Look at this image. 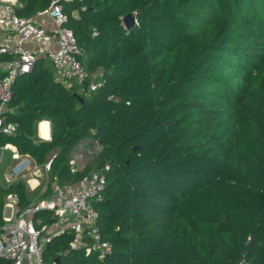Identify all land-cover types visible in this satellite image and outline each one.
Wrapping results in <instances>:
<instances>
[{
	"label": "trees",
	"instance_id": "1",
	"mask_svg": "<svg viewBox=\"0 0 264 264\" xmlns=\"http://www.w3.org/2000/svg\"><path fill=\"white\" fill-rule=\"evenodd\" d=\"M20 1L25 17L51 3ZM63 8L90 78L63 82L39 56L13 84L7 120L18 130L0 133V147L51 160L62 184L103 171L94 207L112 253L71 249L75 233L66 230L45 244V263L264 264V0H74ZM130 12L137 23L126 28ZM44 119L46 140L37 136ZM88 137L96 154L72 172L70 154ZM12 192L22 206L31 201L23 180L1 188L0 226Z\"/></svg>",
	"mask_w": 264,
	"mask_h": 264
},
{
	"label": "built area",
	"instance_id": "2",
	"mask_svg": "<svg viewBox=\"0 0 264 264\" xmlns=\"http://www.w3.org/2000/svg\"><path fill=\"white\" fill-rule=\"evenodd\" d=\"M71 1L74 0H51L49 7L41 12L55 22L56 29L52 31L33 17L18 14L23 7L19 0H0V53L13 55L9 60L0 61V133H17L18 124L7 120L13 84L20 76L32 72L39 56H46L52 61L58 79L63 82L75 80L84 86L90 78L87 65L77 57L79 47L74 31L66 26L69 16L63 6ZM102 84L101 80L92 82L89 90ZM98 147L94 138L82 139L70 154L71 171L83 168L95 156ZM8 148L13 149L12 158L16 163L6 180L12 183L17 175L25 173L14 183L29 177L27 181L33 189L41 184L38 177L41 174L45 181L43 192L50 184L51 193L31 200L26 206L21 205L17 193L6 195L4 222L0 226V258L11 264H46L42 254L45 244L66 230L75 233L71 249L83 248L86 255L97 252L100 259L111 254L112 245L102 240L98 231L94 207V202L101 200L106 188V174L101 170H92L76 183L62 184L56 177L52 178L51 160L38 163L30 154H20L16 146L10 144L2 146L1 150ZM30 178L37 180L34 187ZM3 187L0 181V189ZM90 199L93 201L90 202ZM43 211H51L54 219L44 222L37 216Z\"/></svg>",
	"mask_w": 264,
	"mask_h": 264
},
{
	"label": "rangeland",
	"instance_id": "3",
	"mask_svg": "<svg viewBox=\"0 0 264 264\" xmlns=\"http://www.w3.org/2000/svg\"><path fill=\"white\" fill-rule=\"evenodd\" d=\"M8 156H10V158H8ZM15 163H16V160L14 158H12L11 152H9V150L0 151V181L3 182L5 187H8L12 183L16 182L18 179H22L23 175L25 174V173H22L20 175H17L16 178H14L12 180L13 181L12 183L10 181L6 180L8 177H10L11 168ZM38 177L41 181V184L38 185L37 187L33 188V191H32L30 183H28V181H27V180H29V177L23 179L28 184V191L30 192V198L31 199H37V198L41 197L42 192H43V188L45 187V183H44L45 181L42 178L41 174H38ZM30 180H33V179L30 178ZM34 185H36V184H34ZM89 201L92 202L93 199H90Z\"/></svg>",
	"mask_w": 264,
	"mask_h": 264
},
{
	"label": "crops",
	"instance_id": "4",
	"mask_svg": "<svg viewBox=\"0 0 264 264\" xmlns=\"http://www.w3.org/2000/svg\"><path fill=\"white\" fill-rule=\"evenodd\" d=\"M20 1V0H19ZM21 2V1H20ZM23 4V3H22ZM74 15L75 16H78V13L77 12H74ZM33 19L35 20V21H37L38 23H41V24H43L47 29H49V30H52V31H54L55 29H56V25H55V22L53 21V19L52 18H50V17H48L47 15H45V14H43V13H38L37 15H35L34 17H33ZM29 45H33L32 44V42H30L29 43ZM43 121H45V122H47L48 123V126H49V136H44L43 134H42V132H43V130H42V122ZM37 136H38V138L39 139H44V140H46V139H50L51 138V131H52V124H51V121L50 120H46V119H44V120H41V121H39L38 123H37ZM10 145H12V146H15V145H13V144H10ZM1 148H2V146L0 147V151H3V150H1ZM17 148V147H16ZM6 150H9V152H11V156H12V154H13V149H6ZM8 158H10V156H8ZM14 162V161H13ZM31 183L33 184V187H34V184H36L37 183V180L36 179H33V180H31ZM32 191H33V189H32ZM32 193V192H31ZM30 196V195H29ZM42 197V196H41ZM31 199V198H30ZM31 200H34V199H31Z\"/></svg>",
	"mask_w": 264,
	"mask_h": 264
},
{
	"label": "water",
	"instance_id": "5",
	"mask_svg": "<svg viewBox=\"0 0 264 264\" xmlns=\"http://www.w3.org/2000/svg\"><path fill=\"white\" fill-rule=\"evenodd\" d=\"M123 23L126 28H131L135 26L137 23L135 12H130L126 14L125 17L123 18ZM138 147L139 146H134L133 150H136Z\"/></svg>",
	"mask_w": 264,
	"mask_h": 264
},
{
	"label": "bare ground",
	"instance_id": "6",
	"mask_svg": "<svg viewBox=\"0 0 264 264\" xmlns=\"http://www.w3.org/2000/svg\"><path fill=\"white\" fill-rule=\"evenodd\" d=\"M41 124H42V130H43L42 134L44 136H49V126H48V123L45 122V121H43Z\"/></svg>",
	"mask_w": 264,
	"mask_h": 264
}]
</instances>
